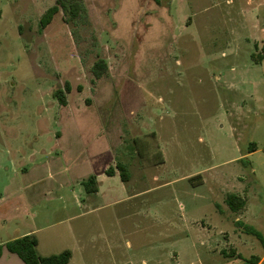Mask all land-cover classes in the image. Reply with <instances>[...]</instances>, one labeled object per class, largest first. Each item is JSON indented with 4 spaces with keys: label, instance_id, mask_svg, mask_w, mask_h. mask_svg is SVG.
<instances>
[{
    "label": "rangeland",
    "instance_id": "rangeland-1",
    "mask_svg": "<svg viewBox=\"0 0 264 264\" xmlns=\"http://www.w3.org/2000/svg\"><path fill=\"white\" fill-rule=\"evenodd\" d=\"M57 2L0 0V244L223 264L227 193L264 188V0H83L43 28Z\"/></svg>",
    "mask_w": 264,
    "mask_h": 264
},
{
    "label": "crops",
    "instance_id": "crops-1",
    "mask_svg": "<svg viewBox=\"0 0 264 264\" xmlns=\"http://www.w3.org/2000/svg\"><path fill=\"white\" fill-rule=\"evenodd\" d=\"M256 186L254 190L258 192H250V187L239 186L237 191L227 193V196L233 194L243 201V203L240 201L236 210H233L227 203V196L224 200L223 236L225 243L221 251L223 264H264V246L258 237L249 232V229H253L264 238V199L262 197L264 188L261 185ZM227 223L231 224V229ZM201 245L203 256L198 258L199 264H214V261L218 260L217 249L207 245L204 241ZM191 247L197 250L196 244H191ZM143 262L146 263V261ZM0 264H24V262L17 255L4 250Z\"/></svg>",
    "mask_w": 264,
    "mask_h": 264
},
{
    "label": "trees",
    "instance_id": "trees-1",
    "mask_svg": "<svg viewBox=\"0 0 264 264\" xmlns=\"http://www.w3.org/2000/svg\"><path fill=\"white\" fill-rule=\"evenodd\" d=\"M61 9H63L69 16V22L75 24V21L82 17V13L84 11L83 0H58L57 4L50 8L42 17L41 26L44 28L48 24H50L53 17ZM106 69V62L104 60H99L94 64L93 67L94 76L96 78H101ZM66 88L68 91H70L69 84L66 85ZM58 93H61V91H59ZM62 102H64V99L62 100ZM118 169L123 181H127V169L122 165H118ZM105 173L109 176H113L115 174V170L112 167H109ZM83 184L87 193H97L98 185L95 176H90L87 181L83 182ZM240 201V198L236 195L231 194L227 196V203L233 210H236V208L239 206ZM241 202L243 203V201ZM249 232L258 237L262 242H264V238L257 231L249 229ZM37 247L38 239L33 235H26L21 238L8 241L5 244H0V258L2 257L4 250L17 255L24 262V264H69L72 258V253L68 250L63 251L60 254L41 256L38 254Z\"/></svg>",
    "mask_w": 264,
    "mask_h": 264
}]
</instances>
